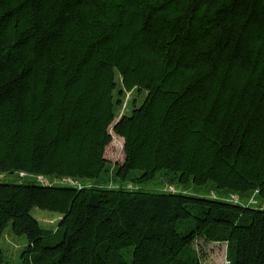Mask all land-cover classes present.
Listing matches in <instances>:
<instances>
[{"label":"trees","instance_id":"16d2710c","mask_svg":"<svg viewBox=\"0 0 264 264\" xmlns=\"http://www.w3.org/2000/svg\"><path fill=\"white\" fill-rule=\"evenodd\" d=\"M19 173L51 181L0 180L20 264H202L198 239L264 264V207L125 186L264 201V0H0V174Z\"/></svg>","mask_w":264,"mask_h":264},{"label":"rangeland","instance_id":"374dc122","mask_svg":"<svg viewBox=\"0 0 264 264\" xmlns=\"http://www.w3.org/2000/svg\"><path fill=\"white\" fill-rule=\"evenodd\" d=\"M144 97V94L136 96L133 92H128L124 95L123 103L119 108L117 116H121L124 112H129L132 108V100L136 98L140 102ZM119 118V117H118ZM112 142L106 149V157L111 164L120 163L124 159L123 151V139L116 134H112ZM30 180L35 179L37 182L48 183L51 182L47 178L43 177H31L25 174L19 173L12 176L0 174V180ZM54 183L61 184H71L72 182L67 179H55L52 180ZM87 185H92L91 182H85ZM120 184L116 180H109L104 186L107 187H118ZM129 189H150V190H164L173 192H185L190 194H199L208 197L222 198L234 202H241L244 204H249L253 206L264 207V201L257 199L255 194L251 196L241 197L237 194H230L223 191H216L212 186L208 185L206 187H196L194 185H180L177 183L176 179L167 174H158L157 177L150 183L145 185H125ZM32 215L40 222V225L44 228L55 229L58 226V222L61 218L60 214L57 212H52L48 210H43L40 208H33ZM3 250V259L0 264H20V256L23 247L27 244L25 236L16 235L12 231V224H8L5 229L4 235L0 241ZM195 248L198 250L202 264H226V243H216L205 241L204 239H198L195 242Z\"/></svg>","mask_w":264,"mask_h":264}]
</instances>
